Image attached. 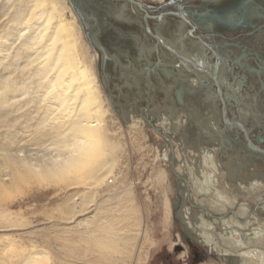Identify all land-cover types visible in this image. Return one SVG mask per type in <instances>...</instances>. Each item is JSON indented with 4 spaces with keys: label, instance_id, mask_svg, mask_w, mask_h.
I'll use <instances>...</instances> for the list:
<instances>
[{
    "label": "bare ground",
    "instance_id": "1",
    "mask_svg": "<svg viewBox=\"0 0 264 264\" xmlns=\"http://www.w3.org/2000/svg\"><path fill=\"white\" fill-rule=\"evenodd\" d=\"M137 1L147 3L145 0ZM164 1L165 0H155L156 6L152 7L153 11H160L161 8L166 5ZM170 1L180 4L189 0ZM0 2V127H5L6 129L1 134L3 139H10L7 134L10 128L17 131L16 124H18V127L21 125L20 119L23 120L22 122L27 123L29 120L28 117L31 115L35 120L33 125L31 124L33 126L31 134L34 136L32 137L41 141V144L38 143L39 141L31 143L33 146L36 145L37 147H41V149L37 147L32 148L35 151H31V148L26 150L23 145L19 146V142L22 141V139H17L18 141H15L11 138L10 142H4V144L2 142V144H0L1 230L6 227L9 229L13 227H18V229L19 227H27V223H25L26 219L22 218V220L16 216L20 214L21 211L20 213L17 212L13 214L9 207L10 203L18 194H24L26 188L30 189L33 186H41L53 188V191L56 190L60 192L66 187V190L70 189L69 187L75 186L74 184L83 183V185L90 184L92 186L94 183L103 179L101 177L103 167L108 165V168L111 169V164L115 162L116 150L118 148H124L121 143L113 140V135H117L115 132L110 135L107 122L108 118L120 120L122 125L129 131L135 132L140 129L143 133V128L146 123L144 120H148V116L153 118L158 117L159 122L157 121V123L162 126L165 133L170 131L177 132L178 124L181 123L180 121L183 119V114L187 113L186 115H188L189 112L186 111L189 105H182L189 104V102L195 100L197 101V98L191 95L193 92H197L205 99V103L201 104V106H203L201 118L205 121L211 122L210 120H212L216 122L214 127L215 130L212 129L213 132L210 136L208 135L210 143L213 144L209 146L204 143L206 146H203L200 144L201 137L198 134H194L195 139L193 141L187 138L188 142H186L190 143L191 146L194 143L195 146L197 144L196 147L198 148L196 150H200L201 155H198L200 157L196 159L195 162L185 159L186 162L182 166L184 169L187 168L190 173L189 177H181L179 175L182 173L183 169H180L176 159L173 160L174 166L172 168V173H174L176 177L179 175L184 183H189L191 196L198 204L205 205L208 210V212L205 213L199 212L198 217L206 218L207 213L216 217L217 220L212 221L215 230L221 228L225 223L228 225L230 229L229 242L224 244L217 242L212 245V247H214V249H212L221 255L220 259L222 260V264H261L259 261H256V255L259 254L260 260L264 264V174H262L261 171L260 173L257 171V166L254 162V160L257 159L264 161V154L259 153L257 150L250 149L243 139L244 137H239V135L242 136L241 131L234 127L233 124H225L230 121L224 112L226 104V109L232 112L234 117L240 118L245 125L246 134L248 135L252 132L250 124L251 113L249 109L245 108L242 112L241 110H236L235 105L231 106L230 104L231 98L237 101L236 104L240 103L243 96L247 95L245 94L247 91L239 92V86L234 80L233 82L229 81L227 76H231V70L233 68L242 67L246 69L247 74L245 75L247 77V83L250 82V84L254 85L256 82H261L264 84L261 80V75L264 72V65L258 64L261 67L256 69L254 73L252 72V67H249L254 66V62L249 61L250 59L246 61L248 68H244L243 62H241L242 57L237 56L234 59L232 58L231 61L229 60V57H231V43L234 42L221 39L216 41L214 45H210L208 40L203 37H199L197 40L193 39L186 33L187 27L181 20L174 17L166 19L160 17L163 14H156L157 17L155 18L160 22L163 20H171L170 24L167 22L162 23L166 33L170 37L165 38L159 30H155L156 32L153 31L155 34L153 37L155 39L142 33L143 38L141 35H137L135 40L139 41L137 51H141V54L147 61L157 59L158 63L156 66L159 67L156 68V70L153 69L154 71H148L147 80L144 78V74L141 75L140 73L136 74L133 72L132 75H129L131 72H124L126 75L125 77H127L126 84L135 83L139 85L132 86V91L135 94L133 103L137 104V99H142L146 100L150 106L149 108L146 107L147 112L144 111L143 115H141L142 117L138 115L135 116L129 109H126L128 106H131L130 104L132 101L127 103L122 101L119 103L116 102L118 95L111 94V96L109 95V98L108 96L107 98L110 101V105L117 112L116 115L118 117H116L110 110L109 101H107L106 95L103 93L102 85L99 82L98 61L100 59V54L98 49L94 46V44L99 45L100 43L98 39L99 27L97 26L98 22L91 19L89 13L84 12L81 14L82 23H80L76 12L68 0H1ZM122 3L117 4L121 6V9H117V14L114 16L125 19V22L136 25V28L138 26L140 27L143 22V11L139 10L133 3L130 5H126L125 1ZM215 3L219 4L218 2ZM87 4L92 8L93 4ZM154 13H151L148 19H153ZM4 16H7L4 18L5 20L2 19ZM121 18L118 19L121 20ZM157 25L158 26L155 25V27L160 26V24ZM195 32L197 35H200L199 29L196 28ZM86 33L87 37H90L91 41H89L91 43L86 40ZM250 38L251 37L244 38L242 40L248 44ZM253 38L254 37H252L251 40ZM261 39L263 40L262 45H264V35ZM256 40L259 41L258 37ZM184 43L187 44V47H185ZM143 48L146 54H144ZM208 48L211 49V52ZM89 50L92 51L90 52ZM159 51L164 55L161 58L158 55ZM249 51L246 52L249 53ZM224 55L229 57H224ZM229 61L232 65L229 64ZM152 65H155V63L149 65L148 68H150V66L152 67ZM214 68L217 71L216 76H212L215 71ZM163 70L168 72L167 77L169 76L170 79L163 77L166 76ZM137 71H139V69ZM155 73L158 74L155 75ZM159 73L162 77L159 76ZM213 77H216V81L220 83L222 88L221 89L219 86V96L216 94L214 82L212 81ZM134 79L135 82H133ZM232 79L237 78L232 76ZM242 80L244 81L243 77ZM104 82L107 86L108 81L104 80ZM156 87L161 88L164 92H162L164 95L162 100L166 97V100H170L173 105L172 107L170 104L171 106L168 105L167 108H172V111L169 109L168 111H171L172 117H176L175 121H172V118L170 120L161 115L159 106L160 100L158 102L154 101L156 99L155 96L157 97V92L155 94ZM177 90H180L181 93L179 96L180 101H182L181 106H175L173 102V100H176L175 95ZM110 91L109 88V92ZM147 91L148 94L146 95ZM181 91L186 92L184 93ZM127 95L125 94V99H127ZM250 95L253 101L254 95ZM221 102L224 109H222ZM252 105L255 106L256 104L252 102L249 107L252 108ZM30 107L32 109L28 110ZM179 109L183 111V113L180 112L178 115ZM221 111L222 115L226 118L224 124L222 123ZM208 114L210 115L208 116ZM255 115L257 119L259 116L257 113ZM161 121H163V123H161ZM258 121L260 120L258 119ZM148 123L151 125L149 120ZM235 123L238 122H234V124ZM159 125L156 124V128H158ZM262 133L256 134V141L258 143L264 141L263 137L260 136ZM234 139L241 144L240 146L238 144L237 147L243 148L244 154L241 152L242 155L239 154V149V151H235L234 154L230 155L228 153L229 156L226 154V151H224L225 149H221L222 146L226 148L229 145H225L227 140H229V143L232 145ZM31 141H33V139ZM250 143L252 142L250 141ZM13 144L14 146H12ZM188 145L186 144L187 147ZM193 155H190L192 156L191 158H195ZM162 157L164 160L170 159L166 149ZM171 157L172 159L174 158L173 155H171ZM229 159H234V162L232 160L231 164ZM227 165L232 168L229 169ZM106 172L108 173L110 170ZM220 173L221 178L218 176ZM103 177H105V175ZM87 179L88 181L85 182ZM89 180L93 182L89 183ZM222 185L226 187V189H223ZM73 189L77 188L73 187L72 190ZM80 191L79 189L71 193L68 192L74 199V196H77ZM63 193L65 194L66 191ZM110 195V190H107L99 200L100 202L95 203L94 201V205L96 204L94 213L92 212L90 217L79 219V216L75 218L74 214L80 215V212L83 213L84 211L82 209L83 199L81 196L80 198L82 200L80 199V201H78L79 199H75L73 205L68 201V199L72 200L71 197H66V200H64V198L61 199V201L64 200L63 204L61 203L59 206H56V208L62 206L64 209H60L63 211L62 215H65L63 217H56L67 222L70 220V222L73 223L72 225L69 224L70 226H68V224H63L61 230H54L52 234L56 236L60 234L62 236V233L65 235L66 232L69 231L71 233H77V241L90 243L104 252L98 251V255H96L94 259H85L87 254L75 253L74 249H70L71 252L77 256L70 254L56 256V260L58 258L60 264H98L101 260L108 264H143L145 258L142 257H146L147 254L143 252L139 255L140 243L136 249L137 256L134 255L133 258L131 257V253L135 246L136 235L127 234L124 231V227L122 226L119 229L115 222L123 221L124 216L131 210V206L130 208L126 206L124 209V205L122 204L124 198H122L121 195L115 196L113 198L115 201L110 202L108 200ZM253 196L255 200H252ZM85 198L86 197H84V201H88ZM88 198H92L91 193ZM126 202L130 204L129 200ZM71 210L74 212L72 214L73 216L66 217V214L68 215L71 213ZM87 210H89L88 207L86 208V211ZM187 212L188 209L182 212L185 219H188L186 217ZM110 214L112 217L108 219ZM19 217L21 216L19 215ZM198 217L196 218L198 219ZM93 219L95 220L93 221ZM87 223H91V226L81 229V227L87 226ZM29 225L32 226L31 224ZM78 226H80L81 230H76ZM190 226L191 222H188V227L190 228ZM254 226L255 228L252 229ZM56 227L60 228V226ZM45 228L47 227L43 228L45 231L55 229L51 227H48V229ZM39 230L37 229L38 232ZM43 230L42 233L44 232ZM215 230L213 231L215 232ZM247 230L251 231L250 235L246 233ZM49 232L47 238L50 236ZM142 234L143 231L141 235ZM31 236H33L32 233ZM36 236L39 237L38 233ZM46 236L44 233V237ZM61 236H59V238ZM236 236H238V238H236ZM246 236H248V239L245 238ZM259 236L261 241L257 242ZM1 237V241L4 240L6 246L11 247L12 250L11 255L14 260L10 262L9 259L8 264H48L50 260V256L48 255L49 252L40 245L42 241H39L40 244H38L37 241L33 242L32 239V242L29 240V245L26 244L27 246H24L21 243L23 241H17L19 243H16V240H12V237L9 235L3 236L4 238ZM28 238L30 239V237ZM62 238L66 237L62 236ZM67 238L65 241L68 240ZM42 240L47 244L44 238H42ZM71 240H73V238ZM71 240H69V242H77L76 240ZM16 244H19V247H16ZM118 244L121 246V249L116 251L114 247ZM218 247L226 249L225 251H227V253L222 255L223 253H219L221 251L217 252L216 249Z\"/></svg>",
    "mask_w": 264,
    "mask_h": 264
},
{
    "label": "rangeland",
    "instance_id": "2",
    "mask_svg": "<svg viewBox=\"0 0 264 264\" xmlns=\"http://www.w3.org/2000/svg\"><path fill=\"white\" fill-rule=\"evenodd\" d=\"M87 1L89 4L91 3V1H89V0H87ZM113 1H115V0H113ZM145 1L146 2L149 1V3L152 2L156 5L155 0L154 1L153 0H145ZM165 1L168 3L166 4V6L162 7L163 11L167 10L166 7L177 9V6H180V5H177V2H174V1L171 2L170 0H165ZM179 1H181V0H179ZM187 2L189 4H191L190 1H187ZM187 2H185L184 5H187L186 4ZM259 2H261V3H259ZM257 3H258V7L254 5L255 8H254L253 13H258V15L260 17V20H259L260 26L257 29H255L256 27L254 25H255V22L258 20V18L255 16H252V20H253L252 26H250L249 29L246 30V32H247L246 34H243L245 36L244 38H249V37H251V38L254 37V38L252 40L250 38V40L248 41L249 42L248 44L243 42L244 40H242V39H244V38L240 39L239 42H238V40H237V42L236 41H230L227 39H222V40H225L228 42H234V43H231L232 47H230V50H231V52H230L231 57H229L230 60H232V58L234 59L235 57H237L239 54L242 53V51L246 52V51L250 50L249 53H247L248 55L245 58V61L247 59L248 60L250 59L249 61L254 62L253 63L254 66H255V63L257 66H258V64L263 66L264 65L263 64L264 63L263 62L264 61V45H262L263 40L261 38L264 35L263 34L264 33V25L262 26V24L264 22V5H262V4H264V0H258ZM194 4H199V3L194 2ZM237 4H240V3H237ZM237 4H236V2H234L230 5V7H228L227 9H223V10H216V9L208 10L206 8H201L200 14L201 13H204V15L209 14L210 16H213L217 21H220L221 23H225L228 26L229 25L233 26V15H235V13L239 10V8L241 9V7H242L240 5L238 7ZM205 9L207 10V12H204V11H206ZM110 13L114 14V13H116V10L112 9V10H110ZM186 15H188V14L186 13ZM5 17H7V16L2 17V19L5 20L4 19ZM174 18H176V17H174ZM149 23H150V27L152 28V30H158V28L161 29L160 26L155 27V25L158 26L157 24H159V21L157 18L150 20ZM185 26L187 28H189V26L187 24H185ZM136 29H137L136 31H133L134 41H137V40H135L137 38L135 35H141V37L143 38V34H144L143 30L140 29L139 26ZM200 33H201V31H200ZM247 34L249 37L247 36ZM257 37L260 41L256 40ZM192 38L195 39L194 37H192ZM203 38H205V37H203ZM205 39H207V38H205ZM184 45H185V47H187L186 43H184ZM137 52L139 54H141V51H137ZM258 52H260V53H258ZM205 54H207V53H205ZM154 61H155V59L150 60L149 63L153 64ZM229 64L232 65L230 63V61H229ZM238 68L239 67L233 68L231 70V76H227V79L231 82H233V80H234L236 83V80L242 75V77L245 81V84L242 83L243 85H241V87L240 86L238 87L239 91H241V92L247 91V93H245L247 95L243 96V99L241 100L240 103L242 104V107H241L242 110H245V108L249 109V111L251 113L250 114L251 118L250 117L249 118L250 119L254 118V122L256 124L255 123L251 124L252 125V132L251 133L249 132L250 134H248V135L253 141L254 140L256 141V137H257L258 133H262V131L264 133V84L261 82H256V84H254V85L250 84V82L247 83V77L245 75V74H247L246 70L243 69V71H241ZM130 69H131V67L124 69V72L125 71H128L129 73L131 72L129 75H132L133 72L138 74V72L135 68H132L131 71H130ZM101 72L99 69L98 70L99 82L101 83L100 78L102 77L103 83H101V85H102L103 93H105L106 99H107V101H109L108 100L109 95L111 96V94H112V91L109 92V88L111 87L109 84V82H110L109 78H111V76L107 74V72H108L107 70H104V71L101 70ZM123 74L125 75V73H123ZM232 76L236 77L237 79H232ZM119 79H122V78H119ZM126 79H127V77L124 76V81L122 83L123 86L127 85L125 83V82H127ZM166 79H170V77L168 76V77H166ZM240 79H242V78H240ZM104 80L108 81L107 86L105 85ZM261 80L264 82V72L261 75ZM117 82H118V80H117ZM117 82L115 81V86H118L116 84ZM127 89H128V91H127ZM245 89H248V90H245ZM118 90H120V88H118ZM127 93H128V95H127ZM117 94H119V92L116 91L115 94H113V95L117 96ZM120 94L118 95L116 102L120 103L123 101V102L127 103V102L132 101V103L130 104L131 106H128L126 109H129V111H131L132 114L134 113L133 115H135V116L138 115V116L142 117L141 115H143V112L144 111L147 112L146 109L148 107L146 108V106H147L146 100L137 99L138 100L137 104H134L133 100L135 99V94L133 93V91L129 90V88H126V90L124 92H121ZM125 94L127 95L126 96L127 99H125ZM250 94L254 95L253 101L251 98L252 96ZM107 96H108V98H107ZM158 97L160 99L159 106H160V110H161L160 111L161 115L165 116L164 118H169L170 120L172 118V121H175L176 117L175 116L172 117V115H171V111H172L171 109L172 108H170V109L167 108L168 105L169 106L172 105L170 100H166L167 99L166 97L164 99L165 101L162 100V97L164 98V95L161 93L159 95L157 92V97L155 96V98L158 99ZM156 99L154 100L155 102L157 101ZM163 101H164V103H163ZM166 101H168V102H166ZM236 102H237L236 100L231 98V100H230L231 106H234V105L236 106V105L240 104V103L236 104ZM252 102L256 104L255 108H256L257 114L259 116V117H257V119L255 118L256 115L252 114V108L249 107ZM108 103H109V107H110L111 112H113L114 115L116 117H118L116 115L117 112L110 105V101ZM197 103L203 104V103H205V101L203 102L201 99H199ZM176 104L179 105L177 103V101H176ZM172 107H173V105H172ZM253 108H254V106H253ZM31 109L32 108L30 107V109H28V110H31ZM168 109L171 111H168ZM194 110L197 111L199 117L196 116V118H198L199 122H200L201 114H203V106L199 105L198 108H196V106L194 105ZM180 112L183 113V111H181L179 109L178 115ZM186 114L185 113L183 114L185 116L184 117L185 119L184 118L181 119V121H180L181 123L178 124L177 132H171L170 131V132H167L168 134H166L164 132V130L162 129V126H160L157 123L158 117H154V118L149 117V116H148V118L146 117L151 122V125L148 123V120H144V121H146V123H145V126L143 128L144 129L143 133L141 132L140 129H138L135 132L129 131L127 128H125L122 125L120 120H118V119L114 120L113 119L114 120L113 121L112 119L108 118L107 122H108V126H109L110 135H112V133L115 132L117 135H115V136L113 135V140L121 143L124 148L123 149L118 148L116 150V158L114 160L115 162H113L111 164L112 165L111 169L108 168V165L103 167L102 173H101L102 174L101 177L103 179L94 183L92 186L90 184H84L83 185V183H78V184H74L75 186H70L69 187L70 189L66 190V188H67L66 187L64 190H61V191H63V192L66 191V193H68V194L65 193L67 196L61 191L60 192L56 191V190L53 191L54 190L53 188H47V187H41V186L40 187L33 186L34 188L31 187L30 189L26 188L24 191V194H20V195L18 194L15 197V199L10 203L9 207H10V211H12L13 214L17 213V212L20 213V211H21L20 214H18V215L15 214V215L18 216L19 219H22V218L26 219L25 223H27L26 224L27 227H25V228L19 227V229H18V227H15V228L13 227L10 229L6 227L5 229L3 228L2 230L0 228V231H1L0 237L9 235L10 237H12L11 238L12 240H16L15 241L16 243L23 241L21 243L24 246L29 245V243H30L29 240H31V242H32V239H33V242L37 241L38 244H40V242L42 241L40 245H42L49 252L48 255L50 256V260L48 261V264H57V263L60 264L58 262V258L56 260V256L57 257L61 256V255L65 256V254L77 256L76 254H73L70 249H74L75 253L77 252V253L87 254L85 256V259H88V258L94 259V258H96V255H98L97 252L103 251V250L99 249L97 246H93L90 243L83 242V241H77L78 240L77 233H74V232L71 233L70 231L66 232L65 235H63L64 233H62L63 237H66V238L68 237L67 241H65L66 238H62V236L60 234H58L59 236H61L60 238L58 235L56 236V235L52 234V231H54V230H58V229L61 230V227L63 226V224L64 225L68 224V226H70L73 223V222H70V220H69V222H67L65 220L63 221V220L58 219L57 217H61V216L63 217L65 214L62 215V213H63L62 210L64 209L62 206H60V208L62 210L58 207L56 208V206H59L61 203L63 204L64 200L67 199L66 197H71V195H69V194L72 191L80 189L81 191L77 194V196H74V199L72 198L73 197L72 196L71 197L72 200L68 199V201L70 202V204L73 205V201L75 199H79L78 201H80V199L82 198L83 199V200L81 199L82 205H83L82 209L84 211H83V213L80 212L81 213L80 215L74 214L75 218H77V216H79L78 219L90 217L92 215V212L94 213V208L96 205V204L94 205V201H95V203L100 202L99 200L104 195V193L107 192V190H110L111 195L108 198V200L110 202L115 201L113 199L115 196L121 195L122 198H124V201L122 203L124 205V209L126 206H128L129 208L131 206V210L129 211L128 214H126L124 216L123 221H121V222L115 221V222L117 223V227L119 229L123 226L124 231L127 234L133 235V236H134V234L136 235L135 246H134V249L131 253L132 258L134 257V255L137 256L136 255L137 254L136 249L138 247V244L140 243L139 255H141L143 252H146V254H147V256H146L147 258L144 256L142 257V258H145L143 264H222V260L220 259L219 255L217 256L214 254H209L206 251H204V249L201 246H199L198 244H196L194 241L187 239L183 235L180 224L178 223V221L175 220V218L173 216V208H172L173 204L172 203H174L177 200L176 196H175V192L177 190V183H179V179H180L179 177H176L174 173H172V168L174 166L173 160L176 159L178 161L180 169L181 170L183 169L182 173H180V176L181 177H184V176L189 177L190 173L188 172L187 168L184 169L182 166L186 162L185 159H189V160L195 162L196 159H198L200 157L198 155H201V151L196 150L195 143L192 144V146H191L190 143H187L188 142L187 138H185V136H187L192 141L195 139V136H194L195 131L190 133V131L188 130V127H190V123L188 121L190 117ZM209 115L210 114H208V116ZM226 115L229 118H236V116L234 117V115L230 111H228ZM260 117H261V119H260ZM28 118H29V120L27 121V123L22 122L23 120L20 119L21 125H19V127H18V124H16V126H17L16 130L17 131H14L13 128H10V131L7 134H8V137H10V139L13 138L12 140L18 141L19 139H22V141L19 142V146L23 145L26 150L31 148V151H35L32 148H35L37 146L36 145L33 146L31 144V143H36L39 141V139L37 140V138H33L34 136L31 134V130L33 129L32 125L35 122V120H34L33 116H31V115ZM223 118L224 117H222V119ZM32 119H33V121H32ZM159 119H160V117H159ZM258 119L260 121H258ZM196 122H198V121H196ZM196 122H194V125H197ZM161 123H163V121H161ZM29 124H30V128H29ZM156 124L159 125L158 128H156ZM184 127H186V128L184 129ZM5 130H6L5 127H0V144H2V142H3V144H4V142L5 143L10 142L9 138L3 139V137H2L1 133H3ZM263 133L260 134V136H262L263 140H264V134ZM164 134H166L167 136L165 135V137H164L163 136ZM195 135H197V134H195ZM239 137L242 138L241 135H239ZM183 138H185L186 140ZM32 139L34 142L31 141ZM244 139L246 140L245 136H244ZM234 141H236V140L234 139ZM234 141H233L232 145H229V151L225 147H222L221 149L222 150L227 149V151L230 154L231 153L234 154L233 150H235L236 148H239V146L241 145V144H239L238 141H236V142H234ZM40 142L41 141H39L38 143H40ZM186 144L187 145L189 144L188 149H186L187 148ZM211 144H213V143H211ZM238 144H239V146L237 147ZM12 146H14V144ZM209 146H211V145H209ZM233 147H234V149H233ZM37 148L41 149V147H37ZM165 149L167 150L170 159H167V160L163 159L162 154L164 153ZM185 150H187V151H185ZM241 153L244 154L243 148H242ZM171 155L174 156L173 159H172ZM190 155H193L195 158H191L192 156H190ZM232 160L234 162V159L229 160V162L231 164H232ZM254 162L257 166V171L259 173L261 171V173L264 174V161L257 159V160H254ZM107 170H110V172L107 173L106 172ZM104 175H105V177H103ZM161 175H163V176H161ZM218 176H219V178H221V173ZM163 177H164V179H163ZM87 181H88V179L85 182H87ZM91 182H93V181L89 180V183H91ZM73 187L77 188V189L72 190ZM93 190H95V191H93ZM88 191H89V193H88ZM125 192H128V193H125ZM90 193H91L92 198H88ZM93 193H94V195H93ZM102 193H103V195H102ZM80 196H81V198H80ZM84 197H86L85 199L88 201H84ZM63 198H64V200L61 201V199H63ZM127 200L130 201L131 205L126 202ZM252 200H255L254 196L252 197ZM88 203H90V204H88ZM193 203H194V200H193ZM188 206H192V204H188ZM54 207H55V209H54ZM87 207L89 208V210L86 211ZM195 210H196V208H195ZM72 211L73 210H71V213H69L68 215L66 214V217L67 216L68 217L73 216L72 214L74 212H72ZM19 215L21 217H19ZM86 215H88V216H86ZM111 217L112 216L110 214L108 219H110ZM54 218H55V220H54ZM48 220H50V221H48ZM94 220L95 219H93V221ZM30 221L32 223L33 222L34 223L32 224ZM93 221H91V222H93ZM29 224H31L32 226H30ZM86 225L87 226H84L83 228L81 227V229H85V227H90L91 223H87ZM38 226L41 228L43 226L47 227L45 229H48V227L49 228L50 227L55 228V229L49 230L51 232L46 230L47 231L46 232L45 230H43L44 227L41 229ZM56 226H60V228L56 227ZM36 227L38 230L40 229L39 232L37 231ZM76 228H78L76 230H81L80 226H78ZM253 228H255V226L252 227V229ZM42 230L44 231L43 233H42ZM142 231H143V234L141 235ZM48 232L50 235L49 238H47ZM31 233L33 236H31ZM37 233H38L39 237L36 236ZM40 233L43 235H41ZM44 233H45V236L47 235L46 237H44ZM119 233H121V232H119ZM246 233H248L250 235L251 231L247 230ZM53 235H54V238H53ZM10 237H8V238H10ZM28 237H30V239ZM31 237H33V238H31ZM236 237H238V236H236ZM42 238H44L46 240L47 244H45V241L42 240ZM61 238L64 240H62ZM69 238H71V239L73 238V240H71ZM245 238L248 239V236H246ZM47 240H48V242H47ZM69 240H71V241L76 240L77 242H75V243L69 242ZM17 241H19V242H17ZM260 241H261V238L259 236V238L257 239V242H260ZM37 242H35V243H37ZM18 245L16 244V247H19ZM176 245H181L182 249L180 251H177ZM45 246H47V247H45ZM120 249H121V246L119 244L114 247V250H116V251H119ZM192 250H197L200 254V257L195 258L193 256ZM11 252H12L11 247L6 246L5 241L4 240L1 241V239H0V264H3V263L8 264L9 259H10V262L14 260V258L11 255ZM257 254H259V253H257ZM259 255H256V258H257L256 261L257 262L259 261L261 264H263L260 260ZM257 256L259 257V259ZM126 260H128V259H126ZM98 264H108V263L101 260V262H98ZM127 264H129V263H127Z\"/></svg>",
    "mask_w": 264,
    "mask_h": 264
},
{
    "label": "flooded vegetation",
    "instance_id": "3",
    "mask_svg": "<svg viewBox=\"0 0 264 264\" xmlns=\"http://www.w3.org/2000/svg\"><path fill=\"white\" fill-rule=\"evenodd\" d=\"M89 1H91V4H93V5H92V8L89 5H88V7H90L89 9H91L95 12L94 13V19H95V21L98 22L97 26L99 27L98 39H99L100 43H99V45L98 44L95 45L94 43L93 44L98 49V52L100 54V59L98 61L100 72H101V70H103V71L107 70L108 71L107 74L111 76V78H109V80H110L109 84L111 86L110 90L112 91V94H115L116 91L119 92V94H120L121 92H124L126 90V88H129V90L132 91L133 85L134 86H139V85H136L135 83H132V84L127 83V85H125V86L122 85V83L124 81V76H126L123 74L124 69H127L128 67H132V68L136 67L135 68L136 70L139 69V71H137V72L140 73L141 75L144 74L143 76H145L144 78L147 80L148 71L153 70V69L156 70V68H158L159 66H156L158 62H157V59H155V61L153 62V64L155 63V65H152V67L150 66V68H148L149 65H151L149 63V61H147V59L142 54L140 55L137 52V48L139 46V41L138 40L134 41V37H133V35H134L133 31H136V25H131L128 22H125L126 21L125 19H123L121 17L114 16L117 14V9H121V6H119L117 4L118 3L121 4L123 1L126 2V5H130L133 3L134 5H136L139 8V10L143 11V15H142V21L143 22L139 28L142 29L143 33L146 34L150 38H154L153 35H155V34L153 33V31L156 32L157 30L156 31L152 30V35H149L145 32V24L148 25V21L152 20V19H148L150 14L154 13L156 11H152V10L147 9L145 5L140 7L137 4H135L134 2H131L129 0H115V1H113V0H89ZM189 1L191 2V4H189L186 1L187 5H184L185 2L180 3V4L177 3V5H180V6H177V9L166 7L167 10L162 11V8H161V10L154 13L153 16L155 18V17H157L156 14L157 15L163 14L160 17L166 18V19H170V17H176V19L181 20V22L184 23V25L187 24L189 26V28H187L186 33H188V35L191 38L194 37L197 40V39H199V37L201 38L203 36V37L207 38L208 43L210 45H214L216 43V41H219L221 39H227L230 41H237V40L244 38L245 36L243 34H246L247 28L252 26V23H253L252 16H255L258 18V20L255 22V25H254L256 27L255 29H257L260 26V22H259L260 17L258 15V13H253L255 6H258V3H257L258 0H248L247 3H245L244 5H243V3L241 4L240 2H239L240 4H237L238 7H239V5L242 7H241V9L239 8V10L235 13V15H233V26H230V25L228 26L225 23H221L220 21H217L213 16H210L209 14H207V15H204V13L200 14L201 8H206L208 10L209 9H216V10L227 9L228 7H230V3L225 2V3L221 4L222 1H227V0H218V1H220V2L217 1L219 4L215 3L216 0H189ZM164 2H165V4L168 3L166 1H164ZM194 2H198L199 4H194ZM87 3H88V1H87ZM142 3H144L146 5L151 4V6H153V7L156 6L152 2L149 3V1H147V3H145V2H142ZM159 4H162V3H159ZM210 4H212V5H210ZM207 5H209V6H207ZM112 9H115L116 13L111 14L110 10H112ZM204 12H207V10ZM186 13L188 15H186ZM180 14H181V16H180ZM90 16H91V14H90ZM118 18H121V20ZM165 22L170 24L171 20H166V21L163 20L161 22L159 21L161 29L158 28V30L160 31V33L165 38H168L170 36L166 33L165 28L162 25V23H165ZM204 25H205V27H204ZM263 25H264V22H263L262 26ZM148 26H150V23ZM196 28L199 29V31H201L200 35L196 34V32H195ZM135 36H137V35H135ZM156 43H157V41H156ZM209 49L210 48H208V50ZM143 52H144V54H146V51H144V48H143ZM210 52H211V49H210ZM154 53L156 55L155 51H154ZM158 55L160 56V58L164 56L160 51L158 52ZM247 55H248L247 52H244V53L242 52L241 54L238 55V57H242L241 62H243L244 68H248L247 64H246L247 60L245 61V58L247 57ZM224 57H229V56L224 55ZM249 67H252V69H253L252 72L255 73L256 72L255 70L261 66L256 65V68L254 66H249ZM238 69L243 71L242 67H239ZM164 70H165V68H164ZM216 72L217 71L215 69L212 76H214V75L216 76ZM164 73H165L164 75H166V76H163V77L165 78V77H167L168 72L164 71ZM156 74H158V73H155V75ZM159 76H161L160 73H159ZM119 78H122V79H119ZM240 78H242V75L236 80V84L238 86L243 85L245 83ZM100 79H101L100 80L101 83H103L102 77ZM215 79L216 78L213 77L212 81L214 82L216 94L218 95L219 94L218 88L220 86V83L217 81V83L219 84V85H217V83L215 82ZM117 80H118V82H117ZM115 81L117 82L116 84L118 86H115ZM133 82H135V79ZM118 88H120L121 91L118 90ZM220 88H221V86H220ZM148 91L146 92V95L148 94ZM156 92H158V94L160 95V93L162 94L163 90L159 87H156L155 94H156ZM181 92H184V91H181ZM239 92H241V91H239ZM119 94H117V95H119ZM180 94H181L180 90H177L176 95H175L176 100L175 101L173 100V102L175 103V106H181V104H182L181 103L182 101H180V98H179ZM191 95H194L195 98H197V101L195 100L193 102H189V104L182 105V106H187V105L190 106V107L187 106L188 109H186L187 112L189 111L188 116L191 118V119L189 118V120H188L190 123V127H188V130L190 131V133L195 131L194 133L198 134L201 137L200 144H202L203 146L211 145L210 140L208 138V135L209 136L211 135V133L213 132L212 129L215 130L214 127H215L216 122H214L212 120H210L211 122L205 121L201 117H200V122H199L198 118L196 119V116H199V115H198L197 111L194 110V104H195L196 108H198V106L199 105L201 106L202 103L200 104V103H196V102H198L199 99H201L204 102L205 99H203L202 96L199 95V93H197V92H193ZM159 100L160 99L158 98L157 102ZM176 101L179 105H176ZM222 105L223 104L221 102V106ZM149 106H150V104L147 103L146 107L149 108ZM241 107H242V104L240 103V104L236 105L235 109L242 111ZM252 109H253L252 114H256L257 110H256L255 106H254V108L252 107ZM227 111L228 110L226 109V104H225V111H224L225 115L227 114ZM221 115H222V111H221ZM222 117H223V115L221 116V118ZM226 117H227V115H226ZM183 118H184V116H183ZM228 119L230 121L229 123H225L226 121L224 120V118L222 119V123L223 124L224 123L229 124V125L233 124L234 127H236L237 129H239L241 131L242 138H243L244 134H243L242 129L237 125V123L234 124V122H238V123H241L244 127L245 125L242 123L240 118L238 119V118H229L228 117ZM253 120H254V118L251 119L250 124L254 123ZM196 121H198V122H196ZM194 122H196L197 125H194ZM197 126L198 127L200 126V127L198 128ZM251 127H252V125H251ZM193 128H195V129H193ZM244 129H245V127H244ZM245 131H246V129H245ZM164 136H165V134H164ZM205 136H206V138H205ZM216 136H217V134H216ZM248 137H249V135H248ZM185 138H188V137L185 136ZM249 139H250V137H249ZM250 141L258 147H264V143H258L257 141H255V140L252 141L251 139H250ZM227 142L229 143V140H227ZM227 142H225V143L228 144ZM245 142L248 144V146L250 145L247 140H245ZM229 145H231V144L229 143ZM229 145L227 146L228 148L226 147L228 149V151H229ZM196 146H197V144H196ZM222 147H224V146H222ZM197 148L198 147H196V149ZM227 149L224 151H226V154L229 155L230 153L227 151ZM250 149H252V148H250ZM233 151L238 152L239 148H236ZM241 151H242V149L240 148V151L238 153H240ZM227 167L229 169L232 168L228 165H227ZM179 175H178V177L180 178ZM222 188L226 189V187H223V186H222ZM175 196H176V199L178 201L176 200L174 203H172L173 204L172 205L173 216H174L175 220L178 221V223L180 224L183 235L187 239L194 241L196 244L201 246L204 249V251H206L207 253L214 254V255L218 256L219 254L213 250L214 247H212V245L214 243H217V242H220L221 244L229 242V236H230L229 230L230 229L228 228V225L225 223L222 225L221 228L215 230L213 227L212 221L217 220L216 217H213L210 213H207L206 218L205 217L202 218L200 216L198 217L199 212L205 213V212H208V210L206 209L205 205L198 204V202L195 201V199L191 196V189H190L189 183H184L181 179H179V183H177V190L175 192ZM193 200H194V203H193ZM188 204H192V206H188ZM195 208H196V210H195ZM185 209H188V212L186 214V217L188 219H185L184 216L182 215V212H185ZM196 217H198L199 220ZM188 222H191L190 228L188 227ZM213 230H215V232ZM236 238H238V237H236ZM176 246H177V248H176L177 251H180L182 249L181 245H176ZM225 250L226 249H224L222 247H218L216 249L217 252L221 251L219 253H223L222 255L227 253V251H225ZM192 253H193V256L195 258L200 257V254L197 250H192ZM219 257H221V255H219Z\"/></svg>",
    "mask_w": 264,
    "mask_h": 264
},
{
    "label": "water",
    "instance_id": "4",
    "mask_svg": "<svg viewBox=\"0 0 264 264\" xmlns=\"http://www.w3.org/2000/svg\"><path fill=\"white\" fill-rule=\"evenodd\" d=\"M68 1L70 2V4L72 5L74 11L76 12V15L78 16V19H79L80 23H82V20H81V14H83L84 12L90 13V14H91V19H94V13H95V12H94L93 10L89 9L90 7H88L87 0H68ZM129 1L134 2L135 4H137V5L140 6V7L143 6V5H145L147 9L153 11V9H152L153 6H151V4H150V5H148V4L146 5V4H144V3H142V2H139V1H136V0H129ZM217 1H218V0H216V2H217ZM247 1H248V0H227V1H222L221 4H223V3H225V2H228V3H230V5H231V4L234 3V2H236V4L240 2L241 4L243 3V5H244L245 3H247ZM218 2H220V1H218ZM211 3H212V2H211ZM84 16H85V15H84ZM94 20H95V19H94ZM248 28H249V27H248ZM248 28H247V29H248ZM86 40H87V41L90 40V37H87V33H86ZM90 41H91V40H90ZM90 41H89V42H90ZM90 43H91V42H90ZM215 78H216V77H215ZM215 82L217 83L216 79H215ZM217 85H218V83H217ZM218 93L220 94V89H219V88H218ZM222 109H224V106H223V105H222ZM223 117H224V120L226 121L225 116H223ZM237 125L242 129L243 134H244L246 140L249 142V144L254 145L253 143H250L249 137H248V135L246 134V131H245L243 125H242V124H239V123H237ZM256 148H259V147L256 146ZM256 148H252V149L256 150Z\"/></svg>",
    "mask_w": 264,
    "mask_h": 264
},
{
    "label": "snow or ice",
    "instance_id": "5",
    "mask_svg": "<svg viewBox=\"0 0 264 264\" xmlns=\"http://www.w3.org/2000/svg\"><path fill=\"white\" fill-rule=\"evenodd\" d=\"M145 32L149 35L152 34V29L150 26H148L147 24H145ZM259 143H264V141H260ZM250 148H256V145H249ZM256 150L261 153V154H264V147H259V148H256Z\"/></svg>",
    "mask_w": 264,
    "mask_h": 264
},
{
    "label": "crops",
    "instance_id": "6",
    "mask_svg": "<svg viewBox=\"0 0 264 264\" xmlns=\"http://www.w3.org/2000/svg\"><path fill=\"white\" fill-rule=\"evenodd\" d=\"M260 41V40H259Z\"/></svg>",
    "mask_w": 264,
    "mask_h": 264
}]
</instances>
